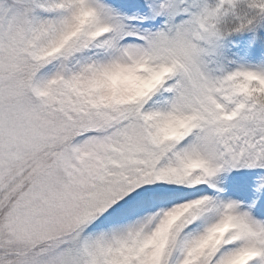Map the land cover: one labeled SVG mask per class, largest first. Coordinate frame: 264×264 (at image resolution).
<instances>
[{
	"label": "snow or ice",
	"instance_id": "6c2138e0",
	"mask_svg": "<svg viewBox=\"0 0 264 264\" xmlns=\"http://www.w3.org/2000/svg\"><path fill=\"white\" fill-rule=\"evenodd\" d=\"M0 264H264V0H0Z\"/></svg>",
	"mask_w": 264,
	"mask_h": 264
}]
</instances>
